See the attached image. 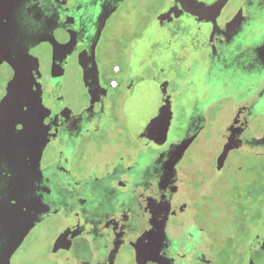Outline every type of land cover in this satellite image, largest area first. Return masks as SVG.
<instances>
[{"label":"flooded vegetation","instance_id":"1","mask_svg":"<svg viewBox=\"0 0 264 264\" xmlns=\"http://www.w3.org/2000/svg\"><path fill=\"white\" fill-rule=\"evenodd\" d=\"M42 1L33 0L32 5L39 6ZM44 1L55 10L58 6L71 12L77 0ZM169 1L130 45L123 64L113 51L115 37L105 34L106 21L121 5L105 19L97 40L90 27L87 32L92 36L78 38L64 33L59 40L52 38L33 46L21 60L7 59L2 53L0 67L5 65L7 73L1 74L5 82L0 100L6 84L21 72L23 88L33 91L34 99L26 92L25 105H8L10 121L8 125L0 121V145L11 136L10 150L23 151L13 167L22 172L26 159L39 158L41 181H55L59 186L65 205L38 223L54 216L51 220L58 232L49 245V255L57 264H220L212 254L214 240L205 224L206 205L202 201H218L224 192L243 187L238 178L219 183L224 173L240 172L243 165L227 163L228 155L221 168L200 170L193 167L194 155L202 151L193 150L190 159L187 154L197 136L215 122H219L222 150L220 128L231 116L235 102L253 90L264 89V0H226L220 9L208 6L217 0H200L205 4L202 11L176 3L165 18L158 19ZM64 24L72 32L76 28L69 16ZM41 44L47 46L44 60L34 53ZM18 62L22 69L15 71L13 64ZM70 63L77 72L75 67L68 69ZM78 75L86 97L80 107L77 93L72 87L68 92L69 83ZM201 75V90L195 94L201 101L193 103L194 96L191 105V90ZM110 100L137 132L138 147L115 156L103 173L93 167L85 176L77 177L70 165L78 143L86 134L111 125ZM221 102L225 116L221 107H216ZM254 112L250 142L264 146V127L253 125L264 118V96ZM26 117L31 121L28 125L24 124ZM164 120L169 121V127L173 124L177 135L185 123L193 129L201 127L180 159L175 176H164L160 186L151 180L140 187L142 178L136 170L143 157L154 150V134ZM23 125L26 133L21 132ZM24 150H37L40 155L34 151L30 156ZM238 150L248 148L233 149L228 154ZM248 151L264 158L262 151ZM102 157L96 152L94 162L99 164ZM24 192L21 185L18 193ZM66 205L75 208L72 214L64 210ZM63 229L65 235L61 237ZM79 237L86 241V258H77L71 250ZM252 240L241 259L231 253L227 264H260L251 259Z\"/></svg>","mask_w":264,"mask_h":264},{"label":"water","instance_id":"2","mask_svg":"<svg viewBox=\"0 0 264 264\" xmlns=\"http://www.w3.org/2000/svg\"><path fill=\"white\" fill-rule=\"evenodd\" d=\"M225 1L217 0L208 6L220 9ZM122 2L124 0H77L74 7L70 9L71 12H68V9L58 6H56V10L60 11H56L51 4L45 3L44 0L40 2L41 5L38 3L39 6L36 7L32 5L33 0H0V49L5 52L7 59L21 60L27 57L28 50L33 46L52 38L59 40L64 33L74 34L78 38L92 36V32H87L90 27L95 30L94 35L97 40L101 25ZM176 3L182 4L183 7L190 4L199 11H202V6L205 5L200 0H170L158 19L165 18L166 13L172 8V4ZM67 16L73 19V25L76 27L73 32L67 24H64ZM91 53L93 59V48ZM13 67L15 71L22 69L21 62L13 64ZM22 78V72L16 73L14 78L6 84V93L0 100V121L7 125L10 121L7 113L10 103L20 102L21 107L25 105L26 99H28L26 92L29 93V99H34L33 91L23 88ZM201 86L202 75L198 78L195 88L191 90V92L194 91L190 94L189 103L191 105L195 101L200 103L201 100H198L195 94L201 90ZM263 96L264 89L258 88L235 102L231 116L220 128L224 152L228 153L230 150L242 147L264 152V146H257L250 142L253 134L249 128L255 115V108ZM193 97L194 101L191 103ZM30 122V119L26 117L24 124L28 125ZM186 125L187 123H185L182 133L177 135V130L173 127L171 133L172 129L169 127L168 120L158 124V133L154 134L156 146L153 151L143 157L135 173L138 178H142L140 187L145 186L151 180L155 184L158 182L160 186L164 176L173 177L176 175V167L180 159L201 127L193 129ZM23 130L25 133L27 132L26 125L21 132ZM9 139L7 138L0 145V264H10L11 256L29 231L46 215L58 212L61 209L60 206L65 205L59 186H56L55 181H41L38 169L39 158L35 161H29L31 157L26 159V167L22 172L13 167L15 158L23 151L10 150L12 144ZM34 151L25 152L24 150L30 156L36 152L39 157L40 153L37 150ZM21 185H24L25 188L22 195L18 193ZM66 207L64 210H69L72 214L75 208L68 205ZM63 235H65L64 229L60 236ZM67 235L71 236L73 233L67 229ZM250 251L254 263L264 264V219L257 235L252 240Z\"/></svg>","mask_w":264,"mask_h":264},{"label":"rangeland","instance_id":"3","mask_svg":"<svg viewBox=\"0 0 264 264\" xmlns=\"http://www.w3.org/2000/svg\"><path fill=\"white\" fill-rule=\"evenodd\" d=\"M168 0H125L121 6L106 21L105 34L114 36L112 42L113 51L117 60L123 64L127 59V50L139 37L144 28L153 20ZM0 49V61L2 60ZM34 53L41 59L46 58L47 46L39 45ZM77 67L70 63L69 67ZM2 73L7 69L0 67V90L4 84ZM72 84L69 83L68 92L71 89L77 96V106L80 107L86 100L81 80L76 76ZM111 125L103 127L96 132L86 134L78 143L75 160L70 165V171L77 177L85 176L91 168L99 173L111 165L113 158L123 152H131L138 147L139 136L127 122L121 108L109 101ZM224 108V103L216 107ZM223 110V109H222ZM225 109L222 115L225 114ZM219 122L207 126L196 138L188 150L187 158H192L193 150H201L194 155V168L216 169L221 168L224 160L229 157L227 163H241L243 169L238 172L224 173L219 183L227 184L235 182V178L244 183L243 187H235L224 192L218 201H202L206 205L203 211L206 213L205 224L213 237L212 254L217 263L227 264L228 255L233 253L237 259L245 254L252 238L256 235L264 218V177L260 170H264V158H258L249 154L248 150H238L230 154L221 150V138L217 132ZM254 126L264 127V118L253 122ZM96 152L103 155V160L96 164L94 156ZM192 154V155H191ZM212 169V170H213ZM200 170L198 173H200ZM264 174V173H263ZM219 180V179H218ZM199 198V197H197ZM51 219L37 224L23 239L18 249L10 258V264H57L49 255V245L58 232V226ZM45 243V244H44ZM47 243V245H46ZM234 246V247H233ZM77 258H86L88 253L84 238H76L71 247Z\"/></svg>","mask_w":264,"mask_h":264},{"label":"trees","instance_id":"4","mask_svg":"<svg viewBox=\"0 0 264 264\" xmlns=\"http://www.w3.org/2000/svg\"><path fill=\"white\" fill-rule=\"evenodd\" d=\"M258 174H260L262 177H264V171H260V173L259 172H257Z\"/></svg>","mask_w":264,"mask_h":264}]
</instances>
